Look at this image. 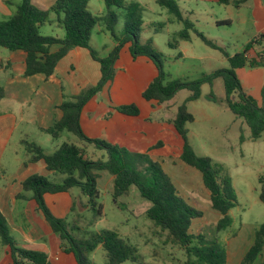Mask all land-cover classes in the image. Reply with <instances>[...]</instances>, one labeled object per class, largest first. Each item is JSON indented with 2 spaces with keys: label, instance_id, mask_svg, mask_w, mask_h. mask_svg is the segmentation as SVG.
Instances as JSON below:
<instances>
[{
  "label": "trees",
  "instance_id": "1",
  "mask_svg": "<svg viewBox=\"0 0 264 264\" xmlns=\"http://www.w3.org/2000/svg\"><path fill=\"white\" fill-rule=\"evenodd\" d=\"M102 1L104 13L94 15L88 9L89 0H55L48 9L38 8L32 0H20L12 17L0 20V50L25 52V77L52 75L58 62L75 48L86 49L91 59L99 65L101 74L95 86L60 105L61 119L45 132L53 139L62 132L71 133L81 142L92 144L96 149L106 152V161L89 160L84 149L72 143H63L52 154L47 155L36 144L24 142L30 155V163L43 161L47 171L65 178L60 183H54L44 176H32L22 183L23 192L32 193L37 209L57 236L60 249L71 255L76 264H95L90 255L98 247L104 252V264H140L137 249L116 232L101 230L86 239L76 238L71 234L74 226L69 227L65 219L54 217L44 202L45 194L66 193L76 187L87 198V205L100 217L102 205L97 202V179L100 171H107L113 176L112 197L115 201L128 195L131 187L137 189L140 197L149 203L146 218L154 228L166 233V240L185 253L186 259L181 264H226L225 251L219 246L217 239L207 240L201 233H191L193 221L201 218L202 213L179 195L160 164L150 160L147 155L131 154L105 141L88 138L81 128L80 115L85 104L113 79L115 62L126 46L133 60L145 57L155 66L157 75L141 95L145 101L161 104L171 100L180 90L190 92L178 107L173 121L174 129L182 142L179 159L201 174L203 185L209 192L210 208L220 216L215 224V231L219 233L232 224L229 212L235 205V196L222 166L210 157L196 155L190 145L186 125L192 123L194 117L187 110L186 103L200 98L203 84L212 87L214 81L220 79L224 97L217 98L211 93L209 100L225 105L236 118L241 119L248 127L252 141L261 139L264 135V84L260 100H256L244 91L236 71L246 67L264 68V34L253 37L240 51L230 55L224 47L218 46L215 41L195 30L190 21L183 19L174 0H156L161 8L182 23V29L173 35L174 43L177 40L189 41V31H193L207 47L217 50L228 64V68L203 74L194 81L171 80L164 71V57L157 51L153 40L149 38L144 42L140 41L143 26L140 4L134 0ZM245 1L217 0L219 4H232L235 8H239ZM51 15L55 16V23L64 32L61 39L43 36L39 31L41 26L52 23ZM121 18L123 27L117 33L115 27ZM217 24L229 25L230 21H220ZM98 26H103V30L115 43L114 48L104 57L99 56L90 45L91 35ZM169 46L174 48L175 44L169 43ZM52 47H57V50L51 52ZM258 48L262 49L260 53L256 51ZM3 96L0 88V99ZM117 110L132 117L139 114L138 107L134 104L120 106ZM242 141L243 138L240 137V142ZM258 182V199L264 204V175L259 177ZM18 197L23 199L24 195ZM0 243L9 248L11 264H50L44 253L17 246L8 234L1 213ZM240 264H264V224L254 232L253 242Z\"/></svg>",
  "mask_w": 264,
  "mask_h": 264
},
{
  "label": "crops",
  "instance_id": "2",
  "mask_svg": "<svg viewBox=\"0 0 264 264\" xmlns=\"http://www.w3.org/2000/svg\"><path fill=\"white\" fill-rule=\"evenodd\" d=\"M35 1L41 5L40 9H48L55 0ZM200 1L219 4L217 0ZM19 3L20 0H0V20L11 18ZM155 3H157L156 0ZM225 6L235 8L232 4ZM235 9L242 12L240 14L241 23L247 27L250 26V39L264 34V0H246L239 8ZM100 13L103 14L104 11ZM168 16V23L181 24V28L171 35L170 43L175 44V47H169L180 49L181 45L190 42L191 38L189 41L177 40L174 43L173 35L182 29V23L177 22L173 16L169 14ZM50 18L52 23L45 25L53 29L60 28L55 23V16L51 15ZM226 20L230 21L225 19L219 20L217 23ZM162 26L163 23L159 24V28ZM98 29L100 33L104 32L103 26H98ZM63 36L64 32L61 38ZM51 37L61 39L57 36ZM114 46L113 39H107L104 46L101 47V52H98L99 56H106ZM56 50L57 47L51 48V52ZM25 59L26 54L22 50H5V53H0V88L4 94L3 98L0 99V213L3 216L8 234L18 247L44 253L50 264H76L71 255L65 254L60 249L57 236L51 231L42 213L37 209L36 203L32 199V193L23 192L22 189V183L32 176H44L52 182L55 181L54 183L56 180L61 182L65 177L62 175L58 177L55 173L47 171L43 161L30 163L28 161L30 155L23 143H34L47 155L52 154L63 143H72L83 148L89 160H106V152L96 150L92 144L81 142L71 133L62 132L53 139L45 132L61 119L60 105L64 101L73 100L82 91L98 83L101 77L100 67L91 59L86 49L75 48L58 62L52 75L45 77L37 74L25 77ZM178 59H184L181 52L173 58L175 61ZM236 74L243 89L249 90L248 95L260 100L261 89L264 84V68H255L248 72L242 68L237 70ZM156 75L155 66L149 59L139 57L133 60L128 47H124L115 62L113 79L83 107L80 115L81 128L90 139L105 141L131 154L147 155L150 160L159 163L172 180L179 195L186 198V201L189 198L179 190L184 191L194 199L206 194L209 200V192L203 185L201 174L179 159L182 152V142L174 129L173 121L178 107L183 102L176 105L172 103V98L167 102L158 104L153 101L147 102L141 96ZM169 77L171 80L189 81L181 77L174 79L170 75ZM188 93L189 96L190 92ZM199 99L186 103L187 110L194 117L193 122H195L196 117L202 118L206 122H210L213 118H220L221 113H217L216 109H213L217 103L210 100L207 101L208 105L205 107H192ZM131 104L138 107V116L123 115L117 110L120 106ZM217 105L227 108L222 104ZM235 120L241 119L235 117ZM186 128L188 141L195 154L202 155L198 153L189 140L193 133L189 131L188 124ZM219 134L221 138L224 136L222 132ZM32 135L39 136L34 139ZM41 136L44 138H40ZM98 174L97 189L99 193L102 190L112 197L113 176L107 171H100ZM21 194L24 195L23 199L18 197ZM127 196H123L117 201ZM43 199L53 216L59 219H66L73 210L74 203L80 201L78 196L72 194L71 189L66 193L45 194ZM212 212L214 213L213 210ZM214 215L216 224L220 216L216 212ZM200 219L202 217L193 223ZM193 223L191 233L200 234V228L194 229ZM74 226L76 225L74 224ZM253 236L254 233L248 237V244H246V248H242L243 250L239 247L240 245H234L227 252L226 264H228L229 256L233 257L234 264L241 263L243 256L253 242ZM0 264H11L9 248L1 243Z\"/></svg>",
  "mask_w": 264,
  "mask_h": 264
},
{
  "label": "rangeland",
  "instance_id": "3",
  "mask_svg": "<svg viewBox=\"0 0 264 264\" xmlns=\"http://www.w3.org/2000/svg\"><path fill=\"white\" fill-rule=\"evenodd\" d=\"M135 1L139 2L143 9L144 25L140 41L152 38L157 51L164 57L165 73L173 79L181 77L194 81L203 74L207 75L215 70L228 68L225 58L217 50L207 47L193 31H189L190 42L183 43L180 49H171L169 47L171 35L181 28V24L168 23L167 10L161 8L155 0ZM174 1L183 19L190 21L195 30L214 40L218 46L224 47L230 55L240 51L251 38L250 26L247 27L241 23L242 12L235 8L200 0ZM32 3L41 8L35 0H32ZM88 3V9L94 15H102L100 12L105 11L102 0H90ZM225 19L230 20L229 25L217 24V21ZM161 23L163 26L159 28ZM122 27L121 18L115 27L116 32L120 33ZM39 31L44 36L61 38L63 35L61 28L53 29L48 25L41 26ZM107 39H111L109 34L105 31L100 33L96 27L91 35L90 45L92 44L91 47L100 53ZM256 51L260 53L262 49L258 48ZM179 52L183 54L184 59L173 60ZM0 53H5V50L1 49ZM244 69L246 72L252 70L248 67ZM213 84L212 88L207 84L201 87V97L192 107L208 105L207 101L211 93L217 98L224 97L222 81L217 79ZM244 91L247 94L249 92L248 89ZM188 94L187 90L178 91L172 103L181 104ZM213 107L217 113H221L220 118H213L210 122H206L196 117L195 122L188 124L189 131L193 133L189 140L198 153L202 154L200 156L210 157L221 165L229 180L235 196V205L229 212L231 226L216 233L215 212L213 213L210 208L207 195L194 199L184 191H179L189 198L187 200L189 205L202 213V219L193 223L194 229L200 228L201 234L207 240L217 239L219 246L227 254L234 245H240L241 250L246 248L248 237L253 235L261 224H264V204L258 199L260 190L258 179L264 175V135L261 139L252 141L249 130L242 120H235L233 114L224 106L220 107L216 104ZM220 132L224 133L222 138L219 136ZM32 136L35 139L39 135ZM240 137L244 138L242 142ZM56 176L61 175L56 174ZM59 182L60 180H56V183ZM71 191L80 198V201L74 203L73 210L65 219L70 227L76 225L73 232H70L74 237L86 239L101 230H110L137 249L140 264H181L185 261L186 256L183 250L166 240V233L154 228L152 222L146 218L145 212L149 203L139 196L135 187L130 190L127 197L117 202L109 194L100 190L97 200L102 205L100 217L96 216V213L87 205V198L81 195L78 188L74 187ZM90 259L95 264H103L105 261L103 250L101 248L95 250L90 255ZM228 259V264L235 263L232 256Z\"/></svg>",
  "mask_w": 264,
  "mask_h": 264
}]
</instances>
